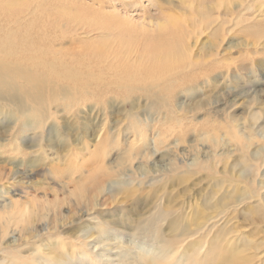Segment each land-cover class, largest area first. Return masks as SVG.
<instances>
[{
  "label": "rangeland",
  "instance_id": "1",
  "mask_svg": "<svg viewBox=\"0 0 264 264\" xmlns=\"http://www.w3.org/2000/svg\"><path fill=\"white\" fill-rule=\"evenodd\" d=\"M170 1L180 3V0ZM204 2L214 6L211 0ZM17 3L12 7L19 13L15 22L0 18V44L9 33L10 39L15 42L14 48L0 47V51H17L21 55L17 56L23 71H32L34 77L43 78L44 101L48 108L45 118L48 117L41 128H37L32 119L15 110L12 98L1 101L0 205L18 202L22 207L29 202V207L36 208L35 202L41 205L44 195L49 204L43 203L48 209L40 208L33 213L29 223L18 222L17 215L12 219L14 231L11 230L2 240V264H8L6 256L36 254L37 244L45 255L41 259L43 264H54L47 258L53 256H56V263L64 261L65 264H140L141 254L147 255V251L160 248L161 241H157L160 239L155 242L150 234L153 232L161 238L165 237L164 232H168L163 220L154 224L163 223L160 227L163 233L152 229L151 233L144 231L145 225L156 219L157 213L166 207L189 216L191 208L204 214V219L198 220L203 225L196 231L197 234L185 239L186 246L179 248L180 253L189 245L194 250L201 246L202 253L211 251L209 245L217 243L228 251L233 245L241 246L243 242H249L258 245L252 250L254 259L250 264H264V157H260L264 151L261 144L264 139V37L256 41L239 31L243 23L249 25L264 21V0H247L250 9L243 14L245 21L236 26L238 28L234 26L236 32L226 35L215 49L208 51L205 48L204 45L212 40L219 42L218 38L211 39L207 34L188 40L192 49L190 58L203 62L202 72L198 73L200 76L196 85L183 84L180 89L175 87L169 97L166 95L170 91L163 86L171 77L165 75L167 69L160 66L157 59L162 51L150 53L146 49L151 46L146 44L151 41L147 37H138L140 40L135 41L136 36L124 32L126 28L119 29L125 33L123 35H100L101 30H105L102 26L106 27L109 19L94 13L99 4L93 0H48L43 5H39V0H17ZM157 4L163 6L159 7L163 11H168L167 0H115L112 3L103 0L101 9L126 15L138 25L154 27L157 22H162L158 17L160 9ZM57 5L67 6L71 14L68 18L70 27L66 32L64 28L68 25L64 26L61 21L67 18L57 19V25L48 21L42 24L40 21L42 17L53 19L52 13L57 10ZM225 6L222 2L214 7L213 14L217 21H224V27H228L225 22L241 6L235 4L230 9ZM39 30L44 34H36ZM30 31L33 33L28 35ZM119 42L121 45L117 46ZM127 42L132 44L131 47ZM128 46H137L139 53L126 51ZM113 47H121L124 51H113ZM135 52L138 56L143 53L137 62L132 58ZM26 55H29L28 59ZM105 55L109 63L105 61ZM150 56L157 57V60L152 62L154 58ZM2 58L11 60V57L3 55ZM144 60L149 63L145 64ZM126 65L129 67L126 68ZM52 67L58 76L49 74ZM112 68L117 69L119 74L116 76L124 73L126 83L123 81L122 85L125 84L129 91L121 86L117 94L113 92L116 88L114 84L104 86L112 78ZM158 79L162 80L158 82ZM18 80V91H21L25 104L30 105L26 108H37V103L28 93L32 84L23 78ZM105 87L109 89L107 93L98 95ZM53 88L57 91H52ZM155 94H161L163 101L158 102ZM167 117L182 118L185 130L165 135L168 142L178 135L180 146L172 147L167 153L166 148L170 144L164 139L166 145L161 144L159 152L148 155V158L137 156L130 160L131 163L128 162L131 172H120L118 162L121 165L127 163V160L123 162L126 143L133 139L140 144L143 140L139 135L135 136L136 129L131 131V122L135 125L136 121L141 123L143 131L152 137ZM20 121L23 132L16 136L21 137L18 141L22 152L16 160L10 150ZM231 130L241 139H231ZM249 136L252 139L247 142ZM32 137L38 142H31ZM107 137L116 139L117 144L110 146L111 141ZM179 149H183V153ZM169 159L172 167L177 166L176 169L168 168ZM170 180L172 183H169ZM167 194H171V202L163 198ZM43 221L49 222L51 231H42L41 237H33ZM57 234L61 240L56 239ZM197 240L202 244L196 243ZM71 242L75 244L69 245ZM141 246L145 247L143 251ZM83 251H90L88 256L94 255L95 258L87 256L88 260Z\"/></svg>",
  "mask_w": 264,
  "mask_h": 264
},
{
  "label": "bare ground",
  "instance_id": "2",
  "mask_svg": "<svg viewBox=\"0 0 264 264\" xmlns=\"http://www.w3.org/2000/svg\"><path fill=\"white\" fill-rule=\"evenodd\" d=\"M47 1L48 0H39V5H43ZM93 1L97 4H99V7L94 10V13L103 14L104 16H106L109 19V21L105 24V26L107 28L102 26V29H105V30H101L100 35L108 34V35L114 36V35H123V34H125L124 32H127L129 34V36H133V35L136 36L135 41L138 39V37L139 38L140 37H147V39L150 40L151 43H149V41L145 38L148 41L146 46H151V47L149 49H146V50L151 51L150 53H153L152 51H159V52L162 51L161 55L158 58L157 57L154 58V56H150V57L154 58L152 62H154L155 59L157 58L160 66H162L164 68L166 67L165 69H167V70H165L166 71L165 75L167 74L168 76L171 77V79L167 80V83H165L164 86L161 83L160 84L158 83L159 85L163 86V89L167 88V90L170 91V94H167V95L165 94L166 97L167 96L169 97V95L170 96L172 95V91H174L175 87L179 88L183 84H187L188 86L192 85V84L196 85V83H197L196 79H199L198 76H200L198 73L202 72V70L200 68H201L203 62L199 63V61L192 60L190 58V51H192V49H191V46H189L188 40L192 37L197 38L198 36H200L202 34H207L211 39L218 38L219 42L216 43V42H213V40H212V41H210L209 44L204 45L205 48H207L208 51H210L211 49H215L226 35L234 34L236 32V30H233L234 26L235 27L239 26V24H241L243 21H245V19H243V14L245 13V11H249V9H250V6L247 5V0H211L214 6L206 5L204 0H180V3H172L170 0H167V3L170 5V6L169 5L167 6L168 11H163L161 9L163 6H159L157 4L158 9H160V11L158 10L159 11L158 17L160 19H162V22H157L154 25V27H152V25L151 26H147L145 24L138 25V24L132 22L131 18H129L126 15H122L119 12H116V13L105 12L104 10L101 9V7H102L101 2L103 0H93ZM114 1L115 0H110L111 3ZM222 2H225V4H226L225 8H229V9L233 8L235 4L237 5V7L241 6L240 9L235 10V14L232 15L225 22L228 25V27H224V21H217V17L214 16V14H213L214 13V11H213L214 7H218ZM17 5H18L17 0H0V10H1L0 11V16H1L0 18L3 17V21H9L12 19L11 21L15 22V20H17L19 13L15 12L14 9H12V7H15ZM159 7H161V8H159ZM174 7H178L180 9L175 10ZM67 9H68L67 6L59 5L57 10H55L52 13L53 19L49 18V17H42V18H40V21L42 24H44V22L48 21V22H53L54 24L57 25L58 24L57 19L67 18V19H64L63 21H61V24H63L64 26H67L69 24L68 18L71 16L70 12L67 11ZM93 17H96V16H93ZM115 24H117V26H115ZM58 26L61 27V25H58ZM69 27H70V25H68L66 28H64V30H65L64 32L68 31L67 29ZM239 27L241 29L240 30L237 29V30H239L240 32H242L248 36L254 37L256 39V41L258 39H261L264 37V21L249 24V25H244V23H243ZM42 28L45 31H49V29H47L46 27H42ZM122 28H126V30L124 32L119 31V29H122ZM236 28H238V27H236ZM33 31H34V33H33ZM33 31L28 32V35H29V33L35 34V30H33ZM36 34H44V31H42V30L36 31ZM35 36H38V35H35ZM30 37H31V35H30ZM10 38H11V34L6 33V36H4L1 40L0 45H2V46H0V47H4V48L6 47V49L9 48L10 50H13V48H14L13 43H15V42H12V40ZM138 40H140V39H138ZM138 40H137V42H138ZM129 42L132 43L131 41H129ZM129 42H127V43L130 45ZM120 43L121 42L117 43L116 45L120 46L121 45ZM26 44H24V45H26ZM131 45H130V47H131ZM137 46H135V47L132 46L133 48H130L128 46L129 50H126V51H132L133 54H134V51H136V52L138 51V53H139ZM142 46L144 47V43L142 44ZM26 47H27V49L31 48L28 46H26ZM113 48H114L113 51H122V50L124 51V49L121 47H113ZM10 50L9 51H0V55H1L0 56V108L2 109L1 101L3 99L12 98L15 102V106H16L15 110L18 111V113L21 111V113H23V115L25 114V118H30L33 120V124L35 127L41 128V125H43L46 118L48 117L47 116L45 118V114H47V111H46L47 105H45L46 103L44 101L45 100V94H44L45 81L43 80V78H40L39 76L34 77L35 73L32 74L33 73L32 71H31L32 73L31 72L25 73L21 67L19 60H18V56H17V55H19L18 52L17 51H10ZM46 52H48V51H46ZM136 52H135L134 57H132V58H134L135 61L136 60L138 61L139 56L141 57V55L143 53L138 56V55H136ZM51 53H52V51H51ZM97 53L99 54L100 52H97ZM46 54H48V53H46ZM129 54L130 53H128V55ZM145 54H148V53H145ZM2 55L5 56L6 58L11 57V60L2 58ZM125 55H127L126 52H125ZM156 55H157V53H156ZM15 56H17V59ZM19 56L21 57V55H19ZM28 56L29 55H26L27 59H28ZM106 56L107 55H105V61H107L109 63V59ZM22 57H24V55ZM40 57L43 58L41 55H40ZM121 57H117V58L121 59ZM32 59L35 60L34 57H32ZM103 59H104V57H103ZM148 59H151V58H148ZM126 60H127V58H126ZM122 61H125V60H122ZM128 62L129 61L127 60L126 63H128ZM136 62H135V65H136ZM146 62H147V60L146 61L144 60L145 64L149 63V61L147 63ZM180 62L182 63V65H180ZM7 63H9L10 65L13 64L14 66H9ZM111 63H112V61H111ZM96 64H99V63L97 62ZM116 64H117V62H116ZM129 64H132V63L130 62ZM211 64H213V63H211ZM105 65H107V63ZM105 65H104V67H105ZM115 65H114V67H115ZM128 65H126L127 66L126 68L129 67ZM35 66H38V65L35 64ZM83 66H85V64H83ZM119 66L120 65L118 64V67ZM211 66H210V71L212 70V67H213V66L212 67ZM108 67L109 66H107V68ZM110 67H112V66H110ZM115 68H117V65ZM134 68H135V66L132 68V70ZM136 68H137V66H136ZM178 68H180L179 71H178ZM105 69L106 68H104V71H105ZM141 69H143V68H141ZM55 70L56 69H54L52 67L51 70L49 71V74L51 72L50 75H52V76L57 75L58 76V73H56ZM45 72H46V70H45ZM116 72H117V69H114V68L111 69V76H112V78H114L113 76H115V78L113 80H111L112 79L111 78L110 80L106 81L105 83L103 81L102 83H104V86H109L110 83L114 84V86H116V88L113 89V92L117 93V94H119V91H120L119 88H122V87L125 88V90L129 91V89H127L125 87V84H124V86L122 85L123 84L122 82L126 81V79H124V73L119 77V76H116L119 74V73L117 74ZM39 74L41 75L40 72H39ZM205 74H206V71H205ZM63 75L68 76L67 74H63ZM118 77L120 78V80H118L119 79ZM143 77H145V76H143ZM161 77H163V76H161ZM18 78H23L25 81H29V83L32 84L28 93H29V96L33 99V101L37 103V105H38L37 108L34 109L32 106H31V108H33V109L29 110L26 108L27 106L30 107V105L25 104V101L22 97L21 91H18V87H19L18 81L20 80V79L18 80ZM62 78H64V77H61V79ZM79 78H81V76ZM106 78H108V77L106 76ZM67 80H68V78H67ZM76 80H80V79L76 78ZM82 80H84V79H82ZM160 80H162V79H160ZM160 80L158 82H160ZM141 81H142V79H141ZM128 82H127V84H128ZM145 82H147V80H145ZM155 82H157V81H155ZM85 83H86V81H85ZM95 83H97V82H95ZM259 83H262V81ZM259 83H257V84L259 85ZM252 84H250V86ZM135 85H136V83H135ZM131 87H133V86H131ZM254 87H256V86H254ZM136 88H135V90H136ZM142 88H143V86H142ZM144 88H145V86H144ZM189 88H191V87H189ZM98 89H97V91H98ZM153 89H155V88H153ZM184 89H186V88L184 87ZM108 90L109 89H107L105 87V89L103 88L102 91H100V92L98 91L99 92L98 95H103L104 92L107 93ZM130 90H132V89L130 88ZM151 90L150 91L148 90V92H151ZM52 91H57V89L53 88ZM110 91H112V89H110ZM123 92H124V90H123ZM128 93L129 92H127V94ZM243 93H245V92H243ZM124 94H125V92H124ZM87 95H88V93H87ZM129 95H131V94H129ZM160 95L155 94L156 98L159 99L158 102H160L162 99H164V98L160 97ZM92 96L94 97L93 94H92ZM243 96H241V97H243ZM27 100H28V98H27ZM29 101H31V100L29 99ZM25 112L27 113V115ZM171 117H167L166 120H164L165 122H163L159 126V128L157 127L158 131L153 132V135L151 134L152 137H148L149 134H147L145 131H143V126L141 123L136 121L137 124L135 125L134 122H131V125H132L131 131L136 129L137 132L135 133V136L139 135V137H142L143 140L141 138L139 139V140H142V142L140 144H137V142H134L133 139H131L128 143H126L127 144V147H126L127 151L125 153V157L127 159L124 157L125 159L123 160V162L125 160H127V163L121 165L122 163L120 162L121 163L120 164L118 162L117 167H119L120 172H123L122 170H124V173L126 171L131 172V170H130L131 168L129 167L130 165L128 162L130 160L132 161L133 159L137 158V156H141L142 158H148L150 156V154H153V153L155 154V152H157V151L159 152V148H160L161 144L166 145L165 140H164V139H166L165 135L169 136V135L174 134L177 130H179V131H181V129H182V131L185 130V129H183L184 126H183L182 118L176 117V119L175 118L171 119ZM253 118H254V116H253ZM22 125L23 124L21 121L19 124H17L18 131H17V133L14 132L15 133L14 134V136H15L14 142H13L14 144L10 150V152L13 153L12 157L15 159L18 158V155H20V153L22 152L20 142L18 141L19 139H21V137L16 136L19 132H23L22 131V129H23ZM227 126H229V125H227ZM33 134H35V133H33ZM181 134H182V132H181ZM177 136L178 135H176L175 139H172L173 140L172 142L169 141L170 143L166 139L167 144L168 145L170 144L166 148L167 153L169 150H171L172 147L177 148V146H180L179 141H178L179 138ZM205 137H207V136H205ZM231 139L240 140L241 136L231 130ZM251 139L252 138H250V136H249V138L247 139V142H249ZM35 140H36V138L32 137L31 142L32 141L34 142ZM105 140L107 141V139H105ZM22 141H23V137H22ZM36 141L38 142V139ZM110 141H111L110 146H111V144H117L116 139L111 138ZM254 142H255V140H254ZM261 144L264 148V139L261 141ZM190 146H191V144H189V147ZM42 150H43V148H42ZM180 151H182L180 153H183L184 150L181 149ZM169 154H170V152H169ZM151 156L153 157L154 155H151ZM176 156L177 155H175V157ZM260 157L261 158L264 157V151L262 153V156H260ZM179 159H181V158H179ZM131 161H130V163H131ZM263 161H264V158H263L262 162ZM194 162H195V160H194ZM119 164L122 166L121 168H120ZM169 165L170 166L168 168L171 170H174L177 168V166L172 167V163H171L170 159H169ZM194 165H195V163H194ZM263 165H264V163H263ZM125 175H127V174H125ZM262 177H264V175ZM169 183H172V181L170 180ZM163 198H165L168 202H171L173 199L171 194L164 195ZM9 203L6 202V203H3L2 205H0V250H2L3 238L7 237L10 234L11 230L14 231V229H12L13 228L12 227L13 223H11L12 219L17 215L18 222L27 221V223H29L28 220L33 213L38 212L40 210V208L45 209V210L48 209L45 205H43V203L49 204V201L47 200V198L44 195V197L41 201V205H39L37 202H35L36 208H34L32 206L29 207L30 206L29 202H26L22 207H20V204L18 202H12V204H9ZM168 206H169V204H168ZM171 210H172L171 207H169V209H168V207L161 209V211H159L157 213L158 217L156 219L150 220L145 225L146 227H144V231L147 230V233H149V232L151 233L152 230H154V232L161 231L160 227L162 226L163 223L162 224H156V226H154V224L157 221L163 220L164 221V228L167 229L168 232L167 233L164 232L165 237L161 236V238H158L157 237L158 235H156V234L154 235L153 232H152V235L150 234V238L152 237V239L155 242L157 239H160L157 241H159V242L161 241V245H160V248L157 250L147 251V255L145 253L141 254L140 257H142L141 258L142 261L140 264H250V262L253 261L254 256H253L252 250L257 248L258 245L254 244V243L250 244L249 242H243L241 246L233 245L231 247V250H228V251L225 248H221V246L217 243L215 245H209V247L212 248L211 251H204L202 253L200 251L201 246H198L197 249L194 247L196 249V250H194V249L190 248L189 246H191V245H189L188 248H186L185 250H183L180 253L179 248L180 247L183 248V246H186V244L184 243L185 239L188 236L195 234L196 231L198 229H200L201 226L203 225V224L200 225L198 223V220L204 219V214H203V211H198V210H195L192 208L190 209V211H191L190 216H189V214L184 215L183 212L182 211L180 212L179 210H175V211H171ZM54 223H56V225H57V219L54 220ZM157 223H159V222H157ZM191 225L193 226V228H191ZM53 228H55V227L53 226ZM50 229H51V227L49 226V222L45 223L43 221L40 228L38 230H36V234L33 235V237L34 236L41 237L42 231H45L48 233L51 231ZM53 230L55 231L56 229H53ZM161 233H163V232L161 231ZM55 237H57L56 238L57 240L62 239V238H60V235L58 236V234ZM178 237H180V238H178ZM38 243H40V242H38ZM196 243L202 244V241L200 242V240H197ZM72 244H75V242H71V244H69V245H72ZM187 244H188V242H187ZM39 246H40V244H37V246L35 247L36 254L31 255V256H29V255L28 256L13 255L10 257L6 256L8 258L7 259L8 264H43V262H42L43 260H41V259L43 257L45 258V255H43L44 253L42 254V251H41L42 249H40ZM65 246H66V244L64 245V247ZM141 247H142L141 250L143 251V249L145 247H143V246H141ZM83 252L85 253L84 255L87 259H88V257H90V259L95 258V256L92 254H91L92 256H88L90 254V251L88 253H86L87 251L86 252L83 251ZM56 253H59V252H56ZM101 256H102V254H101ZM47 258H49V260H52L54 262V264H65L64 261L56 263V261H55L56 256L47 257ZM136 263L137 262H128L127 264H136ZM0 264H2V261L0 262Z\"/></svg>",
  "mask_w": 264,
  "mask_h": 264
}]
</instances>
